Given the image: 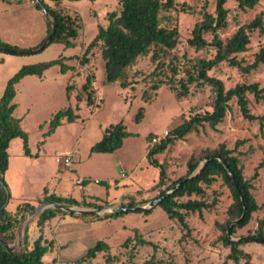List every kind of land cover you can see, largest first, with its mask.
<instances>
[{"label":"rangeland","instance_id":"rangeland-1","mask_svg":"<svg viewBox=\"0 0 264 264\" xmlns=\"http://www.w3.org/2000/svg\"><path fill=\"white\" fill-rule=\"evenodd\" d=\"M11 1L16 0H0V42L15 46L18 38H35L37 29L42 24L46 25V20L37 8L24 6V2L16 11L2 14L1 12L12 8ZM216 2L217 0H174L173 8L160 12V25L176 27L179 37L175 48L162 57V66H159L155 75L153 71L156 62L151 60L150 53L136 65L124 69L118 81L108 83L99 44L92 47L86 55V65L79 63V58L95 37L99 25L104 26L107 13H119L120 5L116 0H69L65 3L69 10L77 11L82 20L78 41L72 47L65 48L52 43L40 51L28 54L0 51V96L5 87L6 75L11 76L23 64L50 61L62 55L66 58L63 62L72 68L64 73H58V66L50 68L46 73L47 81L58 76L62 78L61 84L57 78L55 88H47L50 89L49 93L42 92L41 96L38 95L28 113L21 101L15 110V115L22 117L21 128L27 133L31 154L26 155L28 157L21 156L16 147L21 139L15 138L7 172L9 183L14 188L13 199L5 205V209L14 213L16 209H13L20 200L41 195L46 187L55 195L70 196L83 203L75 207L100 210V213H95L97 216L110 214L102 211L126 206L129 202L147 208L148 202L156 198L163 188H154L159 170L146 158L148 149L153 145L152 139L162 137L164 131L170 132L195 113L212 109L214 93L208 84H189L185 96H178L175 90L179 89L181 82H185L186 72L193 71L199 59H211L214 56L211 46L196 50L188 44V40L194 26L202 20L205 9L215 15ZM182 4L187 7L184 11L180 10ZM224 7L228 10L226 26L218 31L223 40L256 16H260L264 23V0L245 11L238 7L235 0H227ZM7 22H12L13 26L3 27L2 24ZM204 38L208 42L212 40L210 33H205ZM249 40L247 49L236 55L243 66L251 65L259 50L264 49V35L257 29L249 33ZM172 67L176 68V74L172 73ZM79 69L83 70L79 72ZM77 72L94 74L92 85L95 105L87 106L84 101L78 103V109L74 110L79 115L78 119L60 124L53 133L46 135L56 111L67 104L75 108L77 102L74 95L79 85H71L69 99L66 98L65 87L67 78L71 74L73 78ZM207 74L220 79L226 90L237 84L257 83L264 87L262 65L245 72L223 62ZM79 78H74L77 84L80 82ZM160 80L164 82L154 90L152 86ZM121 82L127 85L122 87ZM23 94L21 93V98L27 103L26 94ZM247 98L251 113L255 116L263 115L264 100L256 101L249 93ZM28 103L31 105V102ZM140 107L144 110L143 118L136 123L134 116ZM228 108L223 121L215 128L204 124L196 132L171 143L163 153L154 158L165 164L167 184L186 173V165L191 156L197 157L202 150L215 149L221 143L233 149L235 142L241 140L242 143L234 154L238 155L243 165L244 178L251 181L250 192L259 205L249 223L235 233L236 238H245L257 231L260 220L264 221V129L259 130L257 121L243 119L234 99L229 102ZM119 121L123 122L128 132L122 147L111 154L91 153L90 147L101 139L104 129ZM158 142L160 141L156 143ZM68 152L72 154L70 168L55 162L56 155ZM256 167L258 177L252 180ZM83 176L91 179L89 186L76 183ZM94 179L102 181V184L94 182ZM105 184L108 185L107 188ZM206 191L207 201H211L213 191L217 193L214 195L217 198L216 205L210 211L203 210L201 214L188 212L185 215L188 232L175 219H170L159 206H154L148 212L128 210L123 215L102 220L81 219L60 211L55 217L45 221L41 228L37 225L36 215L30 218L20 236L21 246L15 253L30 249L32 242L43 236L47 245L42 258L44 264H144L150 260L157 264H234L227 257L229 249L218 240L221 233L215 225L221 224L226 218V209L232 201L230 190L218 177ZM42 198L40 196L31 202L34 208L43 203ZM195 198L193 196L190 199ZM187 199L180 198L181 201ZM145 200L147 202L144 203ZM23 218L19 217L20 220L16 222L14 240L10 246L15 243ZM136 238L150 244L137 245ZM98 241L105 242L109 249L97 253L94 258L84 257L88 249ZM240 247L250 254L249 264H264V244L250 242ZM238 264H245V260H239Z\"/></svg>","mask_w":264,"mask_h":264},{"label":"trees","instance_id":"trees-1","mask_svg":"<svg viewBox=\"0 0 264 264\" xmlns=\"http://www.w3.org/2000/svg\"><path fill=\"white\" fill-rule=\"evenodd\" d=\"M48 12L52 22L56 23L55 33L52 36V43H58L63 47H72L75 40L79 36V30L82 28V20L77 13H67L62 9H54L49 7L44 0H39ZM59 1V0H52ZM94 1V0H89ZM120 5L118 14L109 12L106 15V26L99 25L98 31L92 41L85 48L79 63L86 65L88 57L86 56L92 47L99 44L100 56L105 61L106 81L108 83L118 81L121 73L126 68H131L136 65L140 59L146 58L151 53V60L156 62L153 75L156 74L163 56L174 49L178 43V31L176 27H163L160 25L159 15L163 10L173 8L174 0H116ZM227 0H217L215 6V15L208 13L206 9L203 11L202 20L197 23L193 30L192 36L188 40V44L196 50L211 46L214 50V56L211 59H199L194 70L186 72L185 82H181L179 89L175 92L178 96H185L188 92V85L192 83L208 84L211 86L214 93L211 111L195 113L189 119L172 128L167 136L162 138L160 142L153 143L147 151L146 158L155 167L158 168V180L154 188H162L159 197L166 191L172 189L179 182L181 184L170 195L164 197L156 206H159L170 219H175L182 228L188 232V227L185 222V215L188 212L201 214L203 210H212L217 202L216 192L211 201H207L208 196L206 188L210 187L216 178H221L223 183L229 188L231 193V203L226 209V218L221 223H216L220 236L218 240L222 245L229 249L227 257L238 264L239 260H245V264H249L250 254L242 250L240 247L243 244L250 242H258L264 244V221L258 222L257 231L248 235L245 238H236L237 229L246 226L251 220L252 214L259 209L255 198L251 194L252 184L250 180L244 178L243 165L240 163L238 155L234 154L241 145L242 141L235 142L234 148L229 149L224 143H221L215 149H205L195 157L191 156L186 165V173L169 183L165 184L166 166L159 163L154 156L163 153L167 147L176 140H181L188 134L196 132L198 127L207 124L210 128H215L221 123L228 111L229 102L234 99L243 119L248 121H257L259 130L264 129V114L255 116L251 113L248 105L247 94H252L256 101L264 100V87H260L257 83L252 84H237L232 88L225 89L222 81L218 78L209 76L207 72L220 63H227L229 66L237 67L245 72L251 69H256L259 65L264 67V49H260L255 55L251 65L243 66L236 55L244 52L249 44V33L255 29L261 35H264V23L260 16H256L250 23L238 27V29L227 39H221L218 31L226 26L228 10L224 7ZM238 7L243 11L252 9L260 0H235ZM35 7L40 9L38 4ZM187 7L182 4L180 10L184 11ZM47 35L51 32V22L46 21ZM205 33H210L212 40L206 41ZM45 37V38H46ZM43 39L38 45L29 48H18L8 46L0 42V46L8 47L16 50V54H28L36 51L44 42ZM47 45V46H48ZM46 46V47H47ZM66 59L62 55L54 60L25 64L22 65L6 82L4 91L0 97V233L4 240L10 244L14 240V227L16 222L24 217L26 213L34 209L31 202H22L16 207L14 213L5 209L7 199V184L4 180L5 172L8 168L9 155L7 148L9 142L14 138L22 140L23 152L25 155H30L28 148V136L21 128L20 119L13 116L15 109L14 97L16 93V84L25 76L35 75L41 77L43 73L54 65L60 67L61 73L72 70L63 61ZM173 74H176V68H171ZM78 75V74H77ZM94 74L86 73L83 81L79 84L75 101V108L67 105L56 111L49 123V130L46 135L51 134L62 120L74 122L79 115L74 113L78 109V103L84 101L87 106H94ZM163 80L158 81L152 86L154 90L158 88ZM67 86V97L69 98L70 87ZM127 83L121 82V86L125 87ZM143 108L140 107L134 116L136 123L141 122L143 118ZM128 135L125 125L122 121L116 124H111L103 131L102 137L90 147L91 153L111 154L119 150L123 145L124 138ZM206 160V161H204ZM201 162V163H200ZM199 166V167H198ZM233 177V180L231 176ZM189 176V177H187ZM258 177V167L253 171L252 180ZM88 180H83V183H88ZM101 183L102 181H98ZM106 188L108 187L107 184ZM235 185L237 188H235ZM42 202H55L67 206H78L83 203L72 197H60L55 194H48L47 189H43ZM195 199H190L191 197ZM187 197L185 201L180 198ZM8 198L10 195L8 193ZM37 197L36 199H38ZM35 199V200H36ZM151 201V200H150ZM147 202L146 200L144 203ZM7 205V204H6ZM88 206V205H87ZM126 206H137L129 202ZM100 208L101 207H97ZM135 211L148 212L150 209H136ZM60 211L55 209H45L36 215L37 225L41 228L43 223L53 217ZM81 219L102 220L108 217L123 215L122 213H110L102 216L95 214H74ZM20 217V219H19ZM25 232V230H24ZM43 236L38 237L32 242V246L28 250H23L19 254L8 253L0 244V264H44L42 258L47 249L46 240ZM137 245H148L150 242L144 241L141 238H136ZM25 240V233H24ZM49 245L51 244L48 243ZM109 246L98 241L92 248L88 249L86 258H94L97 253L108 250ZM144 264H157L155 261H147Z\"/></svg>","mask_w":264,"mask_h":264},{"label":"crops","instance_id":"crops-1","mask_svg":"<svg viewBox=\"0 0 264 264\" xmlns=\"http://www.w3.org/2000/svg\"><path fill=\"white\" fill-rule=\"evenodd\" d=\"M67 1H69V0H59V1H52V0H44V2L49 6V7H51V8H54V9H62V10H64V11H66L67 13H77L78 15H79V13L77 12V11H73V10H69L68 8H67V6L65 5V3L67 2ZM23 2H24V6H27V7H31V6H33L35 9H36V7H35V2H33L32 0H16V1H11V4H10V7H12L10 10H5V11H3V12H1L2 14H4V15H6L9 11H16L18 8V6L19 7H21L22 6V4H23ZM31 5V6H30ZM16 6V7H15ZM39 11H40V13L42 14V12H41V10L40 9H38ZM39 13V12H38ZM42 16H43V14H42ZM80 16V15H79ZM43 18H44V16H43ZM81 18V17H80ZM44 20H46L45 18H44ZM47 21V20H46ZM106 21H105V24H104V26H106ZM2 26L3 27H11V26H13V23L12 22H7V23H5V24H2ZM46 32H47V26L46 25H44V24H42L41 25V27H39L38 29H37V32H36V35H35V38H30V37H28V36H25L24 38H18V40L17 41H15V46L16 47H18V48H29V47H34V46H36V45H38L43 39H45V37H46ZM80 34V33H79ZM4 40H7V39H4ZM78 40L76 39L75 40V42L74 43H76ZM3 42H7V41H3ZM13 42V41H12ZM74 45H76V44H74ZM69 58V57H68ZM0 62H2V60L0 59ZM38 62H44V61H37V62H30V63H26V64H32V63H38ZM91 64V63H90ZM23 65H25V64H23ZM22 66V65H21ZM20 66V67H21ZM55 67L56 66H58V65H54ZM19 67V68H20ZM53 67V66H52ZM52 67H50V68H52ZM18 68V69H19ZM50 68L49 69H47L44 73H43V75L41 76V77H38V76H35V75H29V76H25L24 78H22L17 84H16V86H15V89H16V93H15V97H14V103H15V109H14V111H13V116L14 117H16V118H18V119H20V125L22 124L21 122H22V117H19V116H16L15 115V110H17L18 109V106L20 105V101L21 102H24V106H23V108L25 109V110H27V113L30 111V107H32V104H33V102H34V100H35V98L38 96V95H42V92H44V94H47V93H49V91H50V89H47V88H50V87H53V88H55V82H56V80H57V78H58V76H57V78H55L54 76H53V79L52 80H49V81H47V79H46V73L50 70ZM18 69H16V71L18 70ZM15 70V69H14ZM81 70H83V69H81ZM80 69H79V72L81 71ZM15 71V72H16ZM57 71H58V73H61V71H60V68H59V66H58V68H57ZM14 72V73H15ZM68 72V71H67ZM13 73V74H14ZM12 74V75H13ZM78 72L76 73V74H74L73 75V78H72V74L69 76V78H67L68 80H67V82H66V86H68L69 84H74V85H79L82 81H83V78H84V75L86 74V72H84V74H82V73H80V74H78ZM11 75V76H12ZM7 77H6V82H7V80L11 77L10 76V74L9 75H6ZM76 76H79L80 78H79V83L77 84L76 82H75V77ZM59 79V82H60V84H61V80H62V78L61 77H59L58 78ZM6 84V83H5ZM47 89V90H46ZM44 90V91H43ZM65 90H66V92H67V87H65ZM4 91V90H3ZM23 92L26 94V97H27V101L28 102H31L30 104L31 105H28L29 103L27 102V103H25V99L23 100L22 98H21V93H22V95H24L23 94ZM67 94V93H66ZM70 96V95H69ZM75 96V95H74ZM1 97V96H0ZM66 98L67 99H69L67 96H66ZM68 105V104H67ZM66 105V106H67ZM63 107H65V106H63ZM63 107H61V108H63ZM72 107V106H71ZM73 108V107H72ZM63 123H68L66 120H62L61 121V124H63ZM22 127V126H21ZM58 127V126H57ZM57 127H56V129H57ZM55 129V130H56ZM54 130V131H55ZM53 131V132H54ZM52 132V133H53ZM20 139V138H19ZM16 140H15V138L14 139H12L10 142H9V145H8V148H7V152H8V155H9V162H8V168H7V170H6V172H5V175H4V180H5V182H6V184H7V189H8V193H9V195H10V198H9V200H8V202H7V204L9 203V201L11 200V199H13L12 198V195H13V193H12V190L14 189L13 188V186H11L10 185V183H9V179L7 178V172H8V170H9V165H10V156H11V154H10V152H11V146L14 144V142H15ZM17 152L21 155V156H25V157H28V156H26L25 154H24V152H23V145H22V140H21V142H20V144L18 145L17 144ZM29 152H30V149H29ZM69 153V152H68ZM30 154H31V152H30ZM66 154V153H65ZM71 154V153H70ZM80 179H83V180H88V181H90L91 179H89V177L88 176H83V177H80ZM97 179H94V181H96ZM98 181V180H97ZM86 185L87 186H89V182L88 183H86ZM46 189H47V193L48 194H54L53 193V191L51 190V189H48L47 187H46ZM88 189V188H87ZM89 190V189H88ZM42 194H43V191H42ZM42 194L41 195H37L36 197H34V198H32V199H22V200H20V202L17 204V205H19L20 203H22V202H33L37 197H40V196H42ZM58 196V195H57ZM67 197H70V196H67ZM17 205H16V207H17ZM16 207H14V209L13 210H15L16 209Z\"/></svg>","mask_w":264,"mask_h":264},{"label":"water","instance_id":"water-1","mask_svg":"<svg viewBox=\"0 0 264 264\" xmlns=\"http://www.w3.org/2000/svg\"><path fill=\"white\" fill-rule=\"evenodd\" d=\"M33 2L38 4V6H39L44 18L46 20L50 21L51 25H52L51 32L47 35V37L44 40V42L42 43V45L36 50V51H40V50L44 49L49 44V42L51 41L52 36L55 33L56 23L51 21V18L48 15L47 10L45 9L43 4L39 0H33ZM0 51L6 52V53H10V54H13V53L17 52L16 50H14L12 48L3 47V46H0ZM204 161H206V160H204ZM187 177H189V176H187ZM231 178L233 180L232 176H231ZM180 184H181V182H179L177 185H175L172 189H170V190L166 191L165 193H163L161 196H159L157 198H154L151 201H149L147 208L140 207V206H131V207H129V206H118V207L112 208L111 210H103L102 212L103 213H123V212H127L128 210H136V209H142V208L143 209H151L154 206H156L164 197L170 195L173 191H175L176 188ZM235 188H237L236 185H235ZM6 193H7V199H6L5 205L7 204L8 200H9V198H8V190H6ZM45 209H55V210H58V211H63V212H67V213H74V214H80V215L81 214H95V213L98 214V213L101 212L100 210H90V209H84V208H79V207H75V206H67V205L60 204V203H55V202H44L41 205L36 206L33 210L29 211L27 216H25L23 218V220H22V222H21V224H20V226L18 228V232H17V236H16V239H15L14 245L10 246L4 240L3 236L0 233V244L5 248V250L8 253L16 254L15 250L21 246L20 236H21V234L23 232V228L25 227L26 222L30 218H32L33 216H35V215L41 213L42 211H44Z\"/></svg>","mask_w":264,"mask_h":264},{"label":"built area","instance_id":"built-area-1","mask_svg":"<svg viewBox=\"0 0 264 264\" xmlns=\"http://www.w3.org/2000/svg\"><path fill=\"white\" fill-rule=\"evenodd\" d=\"M33 1V0H32ZM168 134L167 131H164L162 134V137H155L152 139V143H156L157 141H160L161 138H164ZM55 162L58 164H62L65 168L71 166L72 164V154H62V155H56L54 157ZM94 182H98L97 180ZM77 184L81 185L83 183L82 179H77L76 181Z\"/></svg>","mask_w":264,"mask_h":264}]
</instances>
